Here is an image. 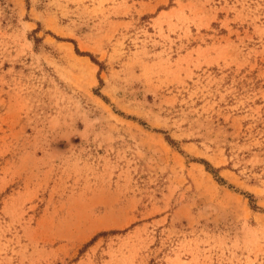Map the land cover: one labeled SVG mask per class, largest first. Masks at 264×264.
<instances>
[{
	"label": "rangeland",
	"instance_id": "1",
	"mask_svg": "<svg viewBox=\"0 0 264 264\" xmlns=\"http://www.w3.org/2000/svg\"><path fill=\"white\" fill-rule=\"evenodd\" d=\"M0 264H264V0H0Z\"/></svg>",
	"mask_w": 264,
	"mask_h": 264
}]
</instances>
